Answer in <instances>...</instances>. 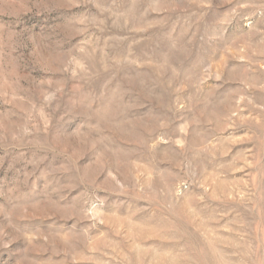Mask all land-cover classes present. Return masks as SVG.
<instances>
[{
	"label": "clouds",
	"instance_id": "obj_1",
	"mask_svg": "<svg viewBox=\"0 0 264 264\" xmlns=\"http://www.w3.org/2000/svg\"><path fill=\"white\" fill-rule=\"evenodd\" d=\"M238 167L246 215L210 245L196 190ZM102 243L264 264V0H0V264H108Z\"/></svg>",
	"mask_w": 264,
	"mask_h": 264
},
{
	"label": "rangeland",
	"instance_id": "obj_2",
	"mask_svg": "<svg viewBox=\"0 0 264 264\" xmlns=\"http://www.w3.org/2000/svg\"><path fill=\"white\" fill-rule=\"evenodd\" d=\"M239 147H242V144H233L229 150H226L222 160L229 162L233 152ZM247 171L249 169L243 167H238L235 171H230L226 168L223 170L224 174L217 173L210 175L207 178L204 189L196 190L197 194L205 190L208 193L207 199L200 201L199 206H195V209L199 213V219L196 221V224L199 225L201 222L205 224L207 241L210 245L214 244L217 238L227 234L224 230L230 227L231 221L246 215V208L243 204L237 203V201L245 197L244 185L248 183L249 179L253 183L258 180L255 176L251 178L246 177L245 173ZM241 180H243V184L233 183V181ZM118 216L117 230L121 234L128 228L126 221L130 219L131 223L137 226L142 236L148 235L152 237L146 241L147 244L155 242V233L159 231L160 227L155 221L143 218V213H138L134 217H128L121 211ZM101 227L107 228L105 225ZM107 239L113 245L119 244L118 250H123L122 235L117 236L114 233H110ZM105 253H108V255H105ZM97 255L103 260L108 261V264H120L118 259H111V248L106 244H101V252H98ZM82 264H89V262L83 261Z\"/></svg>",
	"mask_w": 264,
	"mask_h": 264
}]
</instances>
